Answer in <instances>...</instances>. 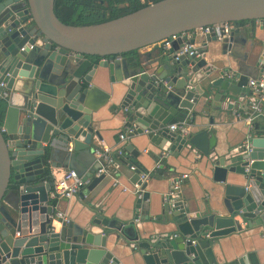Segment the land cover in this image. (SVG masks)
Instances as JSON below:
<instances>
[{"label": "water", "instance_id": "95a60500", "mask_svg": "<svg viewBox=\"0 0 264 264\" xmlns=\"http://www.w3.org/2000/svg\"><path fill=\"white\" fill-rule=\"evenodd\" d=\"M148 1L110 20L73 25L56 15L55 0H0V100L8 103L6 130L0 126V264H122L111 246L119 241L139 251L134 264H219L213 245L218 238L264 231V129L256 123L248 140L224 155L214 152L217 137L209 129L186 132L202 100L211 122L218 111L239 108L252 94L250 75L203 57L178 56L196 43L185 34L201 27L256 20L264 32V0ZM176 35L187 40L174 39L146 60L122 56ZM203 37L205 47L219 44L224 55H235L242 43L235 28L221 36L211 28ZM256 39L252 66L264 74V38ZM99 68L107 69L118 96L112 111L124 119V130L133 127L128 137L146 136L161 157L190 151L205 156L214 179L226 183L222 208L192 210L182 196H169L153 220L148 183L138 169L132 182L144 191L136 204L143 208L135 216L140 222L110 216L89 198L84 224H55L48 171L75 169L88 195L116 172L109 165L98 174L102 165L94 155V137L102 138L92 114L103 101L91 104ZM175 124L180 130L171 129ZM126 150L139 153L133 143ZM237 261L262 264L253 252Z\"/></svg>", "mask_w": 264, "mask_h": 264}, {"label": "crops", "instance_id": "0c3cea01", "mask_svg": "<svg viewBox=\"0 0 264 264\" xmlns=\"http://www.w3.org/2000/svg\"><path fill=\"white\" fill-rule=\"evenodd\" d=\"M142 3H148V0H140ZM258 21L249 20L243 23H234L236 29V37L242 43L237 45L235 55L231 53L222 54V49L219 44L210 43L205 47L203 34L190 32L185 34L188 40L194 38L195 46L203 52L202 56L208 64L218 67L231 66L235 69H242V72H248L250 79L258 78L264 74L252 64L258 51L255 45L256 38H264V32L257 27ZM184 35L179 36V43L184 40ZM164 49L163 41L152 44L148 47L139 50L140 59L146 60L148 57L155 56L158 52ZM252 66V67H251ZM195 80V77H192ZM93 84L97 91L93 95V105L98 101L103 103L92 114V123L99 130L101 139L94 137V149L108 146L112 150L124 149V153L137 163L141 171L150 174L147 181L146 190L150 192V213L154 216L153 220L158 218L161 213L162 206L166 200V196L172 188V178L182 174H189L182 184L181 191L178 195L182 196L184 202L192 208L205 209L206 207L217 209L223 207L225 199L226 183L219 182L214 179L213 172L205 156L196 151L188 153L182 152L178 156L174 154L159 156L155 148L149 143L146 136H138L135 138L120 139V133L124 131V119L117 116L112 111V106L118 104V96L113 93V85L109 82L108 71L106 68H99L94 76ZM196 84H198L196 82ZM108 94V95H107ZM251 94L241 103L239 108L225 109L218 111L214 117V121H210V116L207 115L204 109L203 100L200 101L192 111L195 116V122L189 126L186 125V132L193 130L199 131L209 129L217 137V143L214 152L218 155H224L232 149L244 144L251 134V129L246 122V110L252 97ZM97 101V102H96ZM233 102V101H232ZM264 108V104H263ZM13 121V119H12ZM256 123H259L260 129H264V114L259 116ZM255 123V125H256ZM177 125V124H176ZM180 130V127H178ZM177 129V130H178ZM255 129V126H254ZM133 143L138 150V155L126 150V146ZM126 160V159H125ZM64 168L56 166L52 168L51 174L54 171H60ZM161 176V177H158ZM134 172L130 169V163L120 162L118 169L113 175L107 174L104 181L95 192L87 194L84 189L72 198H52L51 202L55 205L56 211H61L70 217L71 221L78 224H84L90 217V210L87 206V200L93 199L92 203L102 206L106 213L116 217L121 221L129 222L136 219V214H140L143 208L136 207L138 193L135 184L132 182ZM13 199L12 188L6 197V202L9 203ZM55 219V218H54ZM55 219V224L59 227L61 222ZM156 229L154 224H147V228ZM116 237H111L109 242L112 244ZM214 252L219 264H238V258L247 253H256L262 264H264V231L256 229L253 231H242L232 233L228 236H222L214 242ZM113 252L120 258L122 264H134V261H139V251L133 248L132 244L117 242Z\"/></svg>", "mask_w": 264, "mask_h": 264}, {"label": "built area", "instance_id": "2783aa9c", "mask_svg": "<svg viewBox=\"0 0 264 264\" xmlns=\"http://www.w3.org/2000/svg\"><path fill=\"white\" fill-rule=\"evenodd\" d=\"M26 1V0H24ZM211 28H214L217 33L221 36L222 32H225L226 34L229 33L232 28H234L233 23H220L215 24L212 26H206L198 28L196 31H198L201 34H205L207 32H210ZM178 35L172 36L170 39H166L163 41L164 47L168 48L171 46L172 41L174 39H178ZM33 47V45H31ZM24 49V47L22 48ZM182 54H188L190 56L195 57H201L203 52L200 50V48L196 47L195 44H189L185 47L181 48L178 52V56ZM178 58V57H177ZM191 87V86H190ZM248 87L252 94H255L256 96L252 97L250 100V103L246 110V122L248 126L250 127L251 131L254 130L255 123L259 116L264 114V75L258 78H252L248 82ZM251 95V94H250ZM8 93L4 92L2 93V97H7ZM172 130L178 129V126L172 125ZM2 131H5V127L2 126ZM133 131V127H126L124 131L120 133V139L126 140L128 138V132ZM249 138V137H248ZM249 146V144H247ZM94 155L96 156L97 160L101 163L102 167L98 170V174H101L105 172L106 168L109 165L115 166L116 170L119 167L120 161L119 159L123 157L124 155V149L120 148L117 150H112L108 146H103L96 148L94 151ZM130 169L135 172L138 170V166L135 164H130ZM189 176V174L185 173L182 175H177L172 178V188L168 192L166 199L170 196H177L182 188V184L184 180ZM150 177V174L144 171L140 172V178L142 181L148 180ZM86 182L82 179V177L79 175V173L75 169H62L58 171L52 172V198H72L74 196H77L80 194V192L85 187ZM137 188L138 197H143V189L141 187V184L136 183L135 184ZM55 219H59L63 222L69 223L71 221L70 217L67 216L65 213L58 211L53 216Z\"/></svg>", "mask_w": 264, "mask_h": 264}, {"label": "trees", "instance_id": "16d2710c", "mask_svg": "<svg viewBox=\"0 0 264 264\" xmlns=\"http://www.w3.org/2000/svg\"><path fill=\"white\" fill-rule=\"evenodd\" d=\"M146 5L140 0H109L107 7L99 5L96 9H91L87 4L81 6L80 0H55V13L65 23L73 25H85L100 23L110 20L127 13L133 12ZM249 20H243L236 23H243ZM129 60L140 59L139 50H132L122 54ZM96 60L99 57H95ZM8 103L5 99L0 100V126L4 125ZM126 162L130 164L138 163L126 156ZM139 168V166H138ZM140 169V168H139ZM141 170V169H140ZM49 179L52 180L51 172L48 171Z\"/></svg>", "mask_w": 264, "mask_h": 264}, {"label": "flooded vegetation", "instance_id": "af4514ba", "mask_svg": "<svg viewBox=\"0 0 264 264\" xmlns=\"http://www.w3.org/2000/svg\"><path fill=\"white\" fill-rule=\"evenodd\" d=\"M81 6L87 4L91 9H96L99 5L107 7L109 0H80Z\"/></svg>", "mask_w": 264, "mask_h": 264}]
</instances>
